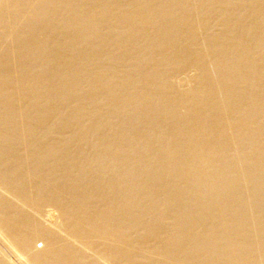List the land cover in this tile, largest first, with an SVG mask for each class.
Instances as JSON below:
<instances>
[{"label": "bare ground", "instance_id": "obj_1", "mask_svg": "<svg viewBox=\"0 0 264 264\" xmlns=\"http://www.w3.org/2000/svg\"><path fill=\"white\" fill-rule=\"evenodd\" d=\"M0 264H264V0H0Z\"/></svg>", "mask_w": 264, "mask_h": 264}, {"label": "rangeland", "instance_id": "obj_2", "mask_svg": "<svg viewBox=\"0 0 264 264\" xmlns=\"http://www.w3.org/2000/svg\"><path fill=\"white\" fill-rule=\"evenodd\" d=\"M43 246H44V244L41 241L37 242V244H36V247L38 249L42 248Z\"/></svg>", "mask_w": 264, "mask_h": 264}]
</instances>
